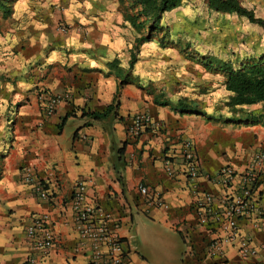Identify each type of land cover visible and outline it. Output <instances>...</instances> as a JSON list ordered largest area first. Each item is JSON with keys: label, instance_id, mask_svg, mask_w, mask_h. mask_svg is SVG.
<instances>
[{"label": "crops", "instance_id": "crops-1", "mask_svg": "<svg viewBox=\"0 0 264 264\" xmlns=\"http://www.w3.org/2000/svg\"><path fill=\"white\" fill-rule=\"evenodd\" d=\"M16 19L8 39L15 56L0 73L6 78L0 84V264H25L36 255L25 231L43 217L56 247L41 264H86L91 246L79 244L72 200L79 181L86 186L85 206L95 203L111 213L132 264L204 263L199 259L217 231L198 227L191 205L203 194L222 195L206 176L224 166L241 174L252 153L264 149V124L256 122L262 105L243 106L223 120L154 104L151 92L131 78L136 45L120 0H21ZM64 94L54 113L42 116L44 100ZM114 101L120 120L86 115ZM142 114L154 126L131 139L127 127ZM184 141L194 146L204 178L189 181L180 173ZM168 162L173 177L165 171ZM35 181L48 200L37 197ZM141 184L158 191L167 208L146 204ZM240 227L263 249L244 261L226 245L229 263L264 264V232L243 221Z\"/></svg>", "mask_w": 264, "mask_h": 264}, {"label": "rangeland", "instance_id": "rangeland-1", "mask_svg": "<svg viewBox=\"0 0 264 264\" xmlns=\"http://www.w3.org/2000/svg\"><path fill=\"white\" fill-rule=\"evenodd\" d=\"M241 1L256 17L264 19V0ZM133 2L120 0L123 16L135 12ZM5 7L0 6V73L7 58L15 56L8 39L17 24L21 0ZM148 27L138 34L130 26L131 46L140 36L149 38L131 49L136 56L132 80L151 92L152 99L167 101L178 110H196L223 120L236 117L240 109L231 113L225 106L230 94L225 90L226 74L219 66L229 63L235 68L263 57V29L244 18L209 11L204 0H182L181 6L163 15L160 28L150 31ZM5 79L0 75V84Z\"/></svg>", "mask_w": 264, "mask_h": 264}, {"label": "built area", "instance_id": "built-area-1", "mask_svg": "<svg viewBox=\"0 0 264 264\" xmlns=\"http://www.w3.org/2000/svg\"><path fill=\"white\" fill-rule=\"evenodd\" d=\"M60 28L65 31V27ZM64 98H68V95L45 99L42 116L52 115L55 107ZM153 126L154 123L147 115H136L132 119V124L127 127V136L136 139ZM178 159L180 173L189 181L204 178L197 153L190 142L181 143ZM165 171L168 176L173 177L176 169L168 162ZM30 176L28 172H24L23 178L27 183L32 182ZM205 179L219 186L222 195L217 197L203 194L197 196L191 205V211L196 217V225L208 233L217 231L208 242L200 262L230 264L225 252L226 245H231L239 258L244 261L258 256L263 247L256 245L250 235L242 233L240 222H247L252 229L264 232V205H260V202H264V190H261L264 182V149L252 153L241 174H237L230 166H224L215 176L211 178L206 176ZM34 190L40 200L46 201L50 198L48 191L37 181ZM137 190L149 206L167 208L158 191L143 184L139 185ZM85 192V183L79 181L73 191L72 200L76 212L79 244L89 243L91 246V255L87 258L86 264H132L125 255L123 242L116 233L118 225L114 222L111 213L107 214L95 203L85 206ZM25 237L31 241L36 254L30 255L25 264H41L56 247L55 239L46 226V217L41 221L33 220L25 231Z\"/></svg>", "mask_w": 264, "mask_h": 264}, {"label": "trees", "instance_id": "trees-1", "mask_svg": "<svg viewBox=\"0 0 264 264\" xmlns=\"http://www.w3.org/2000/svg\"><path fill=\"white\" fill-rule=\"evenodd\" d=\"M12 1L14 0H0V6L5 7V4ZM204 2L209 11L244 18L264 31V19L256 17L253 11L243 6L241 0H204ZM181 4L182 0H134L131 9L135 10V12L126 14L123 17L138 34L146 25H149L148 28L150 31H153L161 27L162 17L166 12L181 6ZM3 10L7 14L10 13L6 7ZM141 18L145 20L141 21ZM148 41V37L140 36L136 38L135 45L138 47ZM134 62L135 55L132 54L129 68L133 67ZM219 70L226 74L225 90L230 94L225 102L228 112L233 113L236 109L239 110L246 105L261 104L263 114L258 119L256 118V122L259 121L261 124H264V56L256 60L251 59L249 63L244 62L235 68L229 63H224L219 66ZM126 83L127 80L123 79L119 88ZM154 104L161 107L169 106L167 101L161 102L155 98ZM118 106L117 101H114L105 111L101 113H87L86 115L92 121L120 120L117 114ZM175 109L178 110L177 108ZM179 112L183 114L190 111L181 109ZM125 145L123 143L117 149L118 161L124 152Z\"/></svg>", "mask_w": 264, "mask_h": 264}]
</instances>
